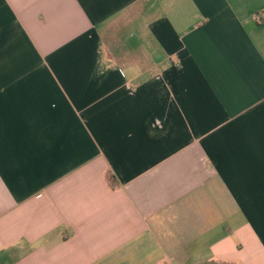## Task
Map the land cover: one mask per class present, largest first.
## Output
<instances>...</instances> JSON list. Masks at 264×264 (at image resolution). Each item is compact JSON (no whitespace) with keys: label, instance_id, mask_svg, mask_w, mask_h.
I'll return each instance as SVG.
<instances>
[{"label":"crops","instance_id":"0c3cea01","mask_svg":"<svg viewBox=\"0 0 264 264\" xmlns=\"http://www.w3.org/2000/svg\"><path fill=\"white\" fill-rule=\"evenodd\" d=\"M264 264V0H0V264Z\"/></svg>","mask_w":264,"mask_h":264},{"label":"trees","instance_id":"16d2710c","mask_svg":"<svg viewBox=\"0 0 264 264\" xmlns=\"http://www.w3.org/2000/svg\"><path fill=\"white\" fill-rule=\"evenodd\" d=\"M206 264H215V263H206Z\"/></svg>","mask_w":264,"mask_h":264}]
</instances>
